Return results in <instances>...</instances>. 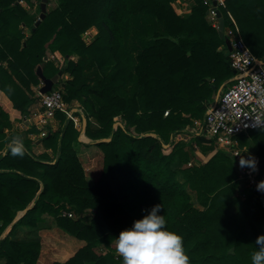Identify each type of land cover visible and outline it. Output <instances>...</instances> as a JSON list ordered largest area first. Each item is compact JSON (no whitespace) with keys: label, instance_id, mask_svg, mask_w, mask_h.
I'll list each match as a JSON object with an SVG mask.
<instances>
[{"label":"trees","instance_id":"obj_1","mask_svg":"<svg viewBox=\"0 0 264 264\" xmlns=\"http://www.w3.org/2000/svg\"><path fill=\"white\" fill-rule=\"evenodd\" d=\"M19 1L0 0V92L27 117L40 99L33 90L43 82L38 67L44 64L47 79L66 74L64 100L81 105L86 139L97 142L104 158L100 178L90 184L77 152L81 131L65 114L58 112L57 129L33 142L27 136L38 130L13 132L0 105V264H38L40 241L14 235L53 226L85 242L67 262L54 264H122L112 249L115 237L158 203L165 227L183 237L189 264H251L255 240L264 234V199L238 180L235 157L218 149L205 164L175 170L178 158L188 164L192 154L185 144L165 153L176 133L205 119L235 77L204 1L182 15L180 0H57L37 27ZM217 10L225 28L264 60V0H225ZM48 51L63 63L47 61ZM13 136L22 137L23 156L11 153ZM237 141L264 159V131ZM38 142L46 150L39 155ZM102 246L108 251L98 254Z\"/></svg>","mask_w":264,"mask_h":264},{"label":"built area","instance_id":"obj_2","mask_svg":"<svg viewBox=\"0 0 264 264\" xmlns=\"http://www.w3.org/2000/svg\"><path fill=\"white\" fill-rule=\"evenodd\" d=\"M203 1L209 7L208 19L214 27L219 29L217 8L219 5L224 6L225 0ZM25 2V0L19 1L21 6ZM233 34L232 51L229 52L231 68L235 73L233 83L229 87H227L229 84L223 87L219 96L215 98L214 104L208 109L203 121L193 122L195 127L192 133L207 142L214 141L220 149L233 150L234 155H231L238 160L240 150L237 137L243 134L248 135L255 130L264 131V60H260L252 53L239 34L234 32ZM38 96L41 107L33 111L27 121L39 131V137L45 138L54 129L58 112L65 114L77 129H82L80 117L85 116L83 108L79 103L73 105L66 103L64 91L53 88L46 94H41L38 91ZM180 133L174 135L173 142H176L178 137L186 141L190 140L187 137L179 136ZM2 153L0 151V154ZM189 165L192 164L189 163ZM241 175L246 186L254 188L256 194L264 199V192L258 191L256 188L257 182L261 180L260 169L257 167L253 171L248 167L241 168ZM63 215L73 216L68 212H64Z\"/></svg>","mask_w":264,"mask_h":264},{"label":"clouds","instance_id":"obj_3","mask_svg":"<svg viewBox=\"0 0 264 264\" xmlns=\"http://www.w3.org/2000/svg\"><path fill=\"white\" fill-rule=\"evenodd\" d=\"M13 155H24L22 137L13 136L10 140ZM239 155V154H237ZM258 161L249 155L240 156L238 167H248L253 171ZM258 191L264 192V180L256 184ZM141 218L134 219L115 237L116 251L122 264H189V257L183 247V237L169 230L160 203L144 209ZM256 249L251 254V264H264V234L257 236Z\"/></svg>","mask_w":264,"mask_h":264},{"label":"rangeland","instance_id":"obj_4","mask_svg":"<svg viewBox=\"0 0 264 264\" xmlns=\"http://www.w3.org/2000/svg\"><path fill=\"white\" fill-rule=\"evenodd\" d=\"M25 1L26 2L23 5L24 9L29 12L30 16L34 20L38 21L40 18V15H41V8H40L41 1L40 0H25ZM57 4H58L57 0H49L47 10L48 11L54 10L57 7ZM176 7L178 9V12H180L182 15H187V13L189 11L188 8L190 6H187V7L184 6L183 7L180 4L176 3ZM87 41L89 42V40H87ZM60 62L63 63V58H61ZM67 80H68V78L61 79L57 84H55L54 89L65 92L64 87H65V82ZM231 83H233V82L231 81L227 87H229ZM39 104H40L39 106H41V102H39ZM115 120L117 122L120 121V119H118V118H116ZM91 122H92V128L98 127L97 122L94 119H91ZM57 124H58V121L56 120V123L54 124L55 127ZM117 125H119V124L117 123ZM50 129H51V127H50ZM82 130H83V127H82V129H80V131L84 134L85 131L83 132ZM52 131H54V130H52ZM13 132H16V131L14 130ZM38 133H39V131H38ZM9 134L11 136L12 132H10ZM33 135L34 136H30V137L34 138L33 142H35V141L37 142L38 140L43 139V138L39 137V134L35 133ZM24 136H26L25 132H24ZM80 137L83 139V143L87 147L78 146L77 147L78 156L82 160L81 162L84 166V170L88 174V178H89L88 182L90 184H93L101 176L102 169H103L104 153L99 146H96L97 142H94V144H91L90 140H87L86 138H84L81 135H80ZM173 144L174 145L172 147L165 150V153L167 155L170 154L171 151L173 150L174 146H176L178 144H185L184 150L185 151L187 150L190 154H192V157L190 158V161H189V163H191L192 165H189V163L183 164L182 161L180 160V158H178L176 160V162L173 164V167L175 168V170H181V169L186 168V167L192 168V167L198 166L200 164H205L207 161H209L211 158H213L216 155L217 150L219 148V146H217V144H215L214 141L207 142L205 139H203V140L200 139V141L196 140V139H191V140L186 141L184 139H181V137H178L176 139V142L174 141ZM92 146H94V147L92 148ZM195 147L198 149H196ZM240 147L241 146L239 145L238 146L239 150L241 149ZM247 149L250 151V153H252L253 145H252V147H247ZM244 150H245V148H243V150L239 152V154H240L239 158L237 157L238 160L236 158L234 159L235 160L234 164H235L236 169H237L238 174H239L238 180L246 186L244 179H242L241 168L237 166L238 161L240 159V156L241 155L244 156V153H243ZM223 151H225V150L221 149L220 153L222 154ZM249 151H247L245 154L249 153ZM226 152H228L231 155V154H233L234 151L228 149V150H226ZM38 153L39 152H37L36 154H38ZM256 159H258V158H256ZM178 178H179V180L184 181L181 173L179 174ZM188 191L191 195V198H192L194 204L197 207H199L195 192L193 190H190L189 188H188ZM54 228H56V227H54ZM48 230L49 231L42 232L41 233L42 236H40L41 239L42 238L48 239L47 240L48 241V247H47L46 251L49 254H51L53 252V255H52L53 260H57V261L58 260H64L65 261L66 260L65 256H68V253H66L68 249H69L68 252H69L70 256L73 254L72 246H70V248H68L69 247L68 245H71L70 243L67 242L70 239L69 235L66 234L65 232L61 231V230L59 231L58 229H53V230L48 229ZM7 233H8V231L2 237H4ZM31 236L28 235L27 238H23V239H29ZM33 236H35V235L33 234ZM112 247H113L112 249H116L115 243H113ZM41 248H42V246H41ZM107 251L108 250L105 249V247H103V246L100 249H96V252L98 254H105V253H107ZM117 255H119V254L117 253ZM70 258L71 257H69V259Z\"/></svg>","mask_w":264,"mask_h":264},{"label":"crops","instance_id":"obj_5","mask_svg":"<svg viewBox=\"0 0 264 264\" xmlns=\"http://www.w3.org/2000/svg\"><path fill=\"white\" fill-rule=\"evenodd\" d=\"M178 4H180L181 6H186V3L188 4V6H190V5H192L194 2H192V1H190V0H180V1H178L177 2ZM187 7V6H186ZM190 8V7H189ZM189 8H188V10H189ZM25 31H26V33H28V29H25ZM224 36H226L229 40H231L232 38H233V36H234V34H233V31L232 30H230V29H227V28H224ZM61 58H62V56L60 57V56H58V54H54V53H51L50 51H48L47 52V57L45 58L47 61H49V62H53L54 63V65L56 66V67H58L60 64H61V62H60V60H61ZM40 67H42V72H43V67H44V64H42L41 66H39L38 68H40ZM37 71H38V69H37ZM38 74V73H37ZM66 79V78H68L67 77V75L65 74V76H62V79ZM60 79H58V81H59ZM43 85H44V83L42 82L41 83V85L39 86V87H34L33 88V90H34V92L36 93V95H38V91H40V89L43 87ZM227 85V84H226ZM225 85V86H226ZM224 86V87H225ZM39 102H40V99H39V101L38 102H36V103H34L31 107H30V109H29V114H28V116L27 117H24L23 115H21V113L20 112H18V111H16V110H14L13 109V107H12V103L0 92V105L1 106H3L4 107V109L10 114V116H11V119H12V122H13V128H12V130L14 131H17V132H19V133H23L24 134V132L26 133L29 129H30V127L32 126V124L30 123V122H28L27 121V119H29L30 118V116H31V113H33V111H35L36 109H38V108H40L41 106H39L40 104H39ZM79 116V115H78ZM81 118V121H82V127H83V132H84V123H83V117H80ZM57 126H58V124L56 125V127L54 126V128L55 129H53V130H56L57 129ZM190 127V128H189ZM194 127H195V125L193 126V124L192 125H189L188 127H186V128H184V130H182V131H180L181 133H180V135L179 136H183V137H187L188 139H196V140H199L200 141V139H202V138H200V137H196L197 135L196 134H194V133H192V130L194 129ZM86 130V129H85ZM30 136H34L33 134H29L28 136H27V138L29 139V140H31V141H33L34 140V138H32V137H30ZM81 136H83L84 138H87L86 137V135H85V133L83 134L82 132H81ZM178 136V135H177ZM80 142L82 143V144H80V146H83V147H87L84 143H83V139L80 137ZM91 143H93V142H91ZM85 146H84V145ZM94 146H92V148H93ZM248 147H252V144L251 145H249ZM241 149H240V151H242L243 150V148H245V150L243 151V153H244V157L245 158H247L249 155H251V156H253V157H255V155L253 154V151H252V153H250V151L247 149V147H240ZM36 149V150H35ZM220 149V148H219ZM33 151L35 152V154L37 153V152H39L37 155H39L40 153H43V151L45 152L46 150L44 149V147L42 146V145H40V143L38 142L37 143V145H35L34 146V148H33ZM37 151V152H36ZM247 151H249V153H247V154H245ZM51 153V152H50ZM256 158V157H255ZM81 160V159H80ZM82 161V160H81ZM83 165V164H82ZM83 168H84V166H83ZM85 173H86V171H85ZM86 177L88 178V174L86 173ZM89 179V178H88ZM242 199H244V196L242 197ZM199 209H202L201 207H199ZM55 226H53L52 228H50V230H53V229H58L57 227L56 228H54ZM59 231H60V229H58ZM46 231H49L48 229H44V230H32V229H30V228H26V227H23V228H20V229H18L17 230V232H16V234L14 235V238H16V239H20V240H22L23 238H27V236L28 235H32L29 239H36V240H38V241H40V243H41V246H42V248H41V253H40V257H39V260H38V264H54V263H65L66 261H68L69 260V257H73V255H75L81 248H83L84 246H85V242H83V241H80V240H78V239H76V238H74V237H72V236H70L69 235V237H70V239L67 241L68 243H70L71 245H68L69 247L68 248H70V246H72V250H73V254L70 256V254H69V249L67 250V252L66 253H68V256H65V261L64 260H53V257H52V255H53V252L51 253V254H49L46 250H47V247H48V239H41L40 238V236H42V232H46ZM33 234L35 235V236H33ZM29 239H27V240H29ZM76 248V249H75Z\"/></svg>","mask_w":264,"mask_h":264},{"label":"water","instance_id":"obj_6","mask_svg":"<svg viewBox=\"0 0 264 264\" xmlns=\"http://www.w3.org/2000/svg\"><path fill=\"white\" fill-rule=\"evenodd\" d=\"M214 5H216V2H214ZM47 7H48V0H42L41 1V4H40L41 15H40L39 20L36 22V27L39 26L40 23L46 18V15H47ZM218 17H219V35H220L221 39H224L225 40L226 46L228 48V51L231 52L232 51V43H231V40H229L227 37L224 36V28H225V25H224V19L222 18V15H221L220 12H218ZM37 73H38V76L41 78V80L44 83L43 87L40 89V93L41 94H46V93L51 92L52 89L54 88L55 84L58 83V79H59V77L62 74L60 72L57 76H55V77H53L51 79H47L44 76L43 72H42V67L38 68ZM222 89L218 92V95L216 97L219 96V94L222 91ZM83 123H84V125H83L84 126V131H85L86 126H87V119H86L85 116L83 117ZM109 140L110 139L102 140V142H106V141H109ZM257 167L261 171L264 172V159L258 160Z\"/></svg>","mask_w":264,"mask_h":264}]
</instances>
